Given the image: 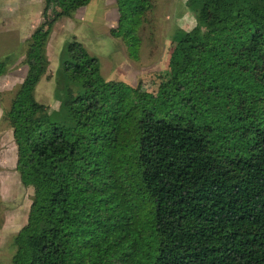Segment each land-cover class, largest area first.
<instances>
[{"label": "trees", "instance_id": "1", "mask_svg": "<svg viewBox=\"0 0 264 264\" xmlns=\"http://www.w3.org/2000/svg\"><path fill=\"white\" fill-rule=\"evenodd\" d=\"M44 1L5 115L34 189L12 264H264V0H187L152 91L67 40L54 109L35 96L53 24L93 0ZM117 5L134 40L152 0Z\"/></svg>", "mask_w": 264, "mask_h": 264}, {"label": "rangeland", "instance_id": "2", "mask_svg": "<svg viewBox=\"0 0 264 264\" xmlns=\"http://www.w3.org/2000/svg\"><path fill=\"white\" fill-rule=\"evenodd\" d=\"M152 3L135 27L134 40L114 32L119 29L117 0H93L72 17L58 18L47 44L50 62L36 87L37 100L51 109L59 106L55 99L59 56L63 44L73 38L99 58L106 78L154 90L151 75L166 64L179 33L194 27L197 20L187 0ZM44 10V0H0V59L5 65L0 76V264H12L14 236L27 223L33 199V187L22 183L16 168L17 145L5 115L27 73V40L46 26L49 15Z\"/></svg>", "mask_w": 264, "mask_h": 264}]
</instances>
